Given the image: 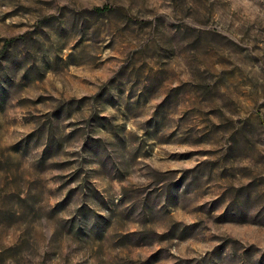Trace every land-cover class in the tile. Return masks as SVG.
I'll return each mask as SVG.
<instances>
[{
	"label": "rangeland",
	"instance_id": "374dc122",
	"mask_svg": "<svg viewBox=\"0 0 264 264\" xmlns=\"http://www.w3.org/2000/svg\"><path fill=\"white\" fill-rule=\"evenodd\" d=\"M0 264H264V0H0Z\"/></svg>",
	"mask_w": 264,
	"mask_h": 264
}]
</instances>
